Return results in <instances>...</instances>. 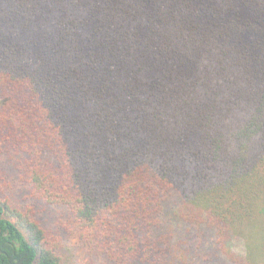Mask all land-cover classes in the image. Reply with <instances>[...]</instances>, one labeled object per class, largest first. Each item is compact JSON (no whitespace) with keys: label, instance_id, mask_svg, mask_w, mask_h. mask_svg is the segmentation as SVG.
I'll return each instance as SVG.
<instances>
[{"label":"trees","instance_id":"1","mask_svg":"<svg viewBox=\"0 0 264 264\" xmlns=\"http://www.w3.org/2000/svg\"><path fill=\"white\" fill-rule=\"evenodd\" d=\"M0 156V264H264V0H0Z\"/></svg>","mask_w":264,"mask_h":264},{"label":"rangeland","instance_id":"2","mask_svg":"<svg viewBox=\"0 0 264 264\" xmlns=\"http://www.w3.org/2000/svg\"><path fill=\"white\" fill-rule=\"evenodd\" d=\"M0 160H1L0 161V185L2 183L4 185H8V181L11 179V177L10 176H6L4 174L5 165H3V161H2V157L1 156H0ZM14 182H15V180L12 181L11 185H13ZM17 187H18V182H17L15 191L13 190V188L9 187V190H8V188L4 187V188L7 189V192H6V194L5 193H3V194L5 196L10 197L13 200V202H16L17 198L20 196L18 194V192H17ZM18 200H20V199H18ZM64 253H65V264H78V262H76V259H74V258L72 259L69 255H66L65 248L63 250V255H64Z\"/></svg>","mask_w":264,"mask_h":264}]
</instances>
